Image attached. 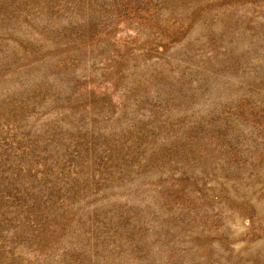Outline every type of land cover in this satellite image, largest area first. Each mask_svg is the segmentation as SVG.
Masks as SVG:
<instances>
[{
	"label": "rangeland",
	"instance_id": "rangeland-1",
	"mask_svg": "<svg viewBox=\"0 0 264 264\" xmlns=\"http://www.w3.org/2000/svg\"><path fill=\"white\" fill-rule=\"evenodd\" d=\"M0 264H264V0H0Z\"/></svg>",
	"mask_w": 264,
	"mask_h": 264
}]
</instances>
